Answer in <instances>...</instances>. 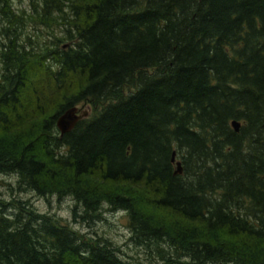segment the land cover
Wrapping results in <instances>:
<instances>
[{
	"label": "trees",
	"instance_id": "1",
	"mask_svg": "<svg viewBox=\"0 0 264 264\" xmlns=\"http://www.w3.org/2000/svg\"><path fill=\"white\" fill-rule=\"evenodd\" d=\"M32 5L36 22L62 35L38 54L46 67L33 108L26 60L0 84V171L40 193L115 188L108 199L129 212L138 242L170 241L191 264H264V0ZM0 10L13 19L9 0ZM79 105L95 113L62 135L57 119ZM127 186L196 229L153 219L121 193ZM0 264L129 263L107 242L0 198Z\"/></svg>",
	"mask_w": 264,
	"mask_h": 264
},
{
	"label": "rangeland",
	"instance_id": "2",
	"mask_svg": "<svg viewBox=\"0 0 264 264\" xmlns=\"http://www.w3.org/2000/svg\"><path fill=\"white\" fill-rule=\"evenodd\" d=\"M32 1L9 0L10 10L15 15L8 23L7 17L0 10V84L4 82L8 74L13 73L15 67L18 68L21 60H26L25 66L32 76L26 73V77L33 82L34 86L31 87L32 82L30 84V81L26 79L29 86L25 89L24 97L29 102V106L33 108L37 103V98L41 95L34 91V87L38 85L39 77L43 76L46 67L43 64L42 71L40 70L39 64L42 57L38 54L41 55L42 51H46L51 40H54L55 33L62 35V32L60 33V30L55 32L57 28L53 22H48V24L36 22ZM34 2L40 4L41 0H34ZM10 43L14 44L15 51L5 47ZM21 45H25L26 50L29 51L25 56L21 53ZM43 79L45 77L41 80ZM53 97L54 95L48 96L47 102H51ZM42 101L43 99L40 102ZM49 107L52 106L49 105ZM77 107L79 114L86 113L84 118L95 113L91 105ZM18 178L16 173L0 171V198L5 202L25 203L35 211L56 217L71 226L90 244L107 242L109 247L116 250L120 257L129 264H191L185 257H181L180 248L178 252L172 248L170 241L168 243L162 241L158 245L139 243L130 227L129 212L108 199V195L113 193L115 188L103 183H90L89 190L84 191L89 194V197L84 193H79V195L68 192L40 193L22 181L20 182ZM121 191L122 194L140 198L137 204L143 212L157 221L168 224L177 233H190L196 229L194 224L155 207L146 190L127 186ZM221 239L228 240L223 235Z\"/></svg>",
	"mask_w": 264,
	"mask_h": 264
},
{
	"label": "water",
	"instance_id": "3",
	"mask_svg": "<svg viewBox=\"0 0 264 264\" xmlns=\"http://www.w3.org/2000/svg\"><path fill=\"white\" fill-rule=\"evenodd\" d=\"M79 108L77 106L71 107L66 110L59 118L57 119V127L60 130L61 134H65L66 132L71 131L77 122L84 118L86 113L79 114ZM233 127L235 130H239L240 123L236 120L232 122ZM173 161H176L177 172L182 173V163L180 160H176V155H173Z\"/></svg>",
	"mask_w": 264,
	"mask_h": 264
}]
</instances>
